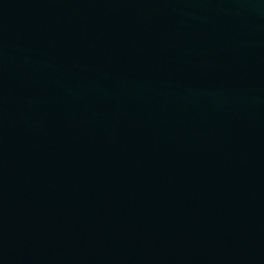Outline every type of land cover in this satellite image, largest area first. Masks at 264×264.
<instances>
[{
	"label": "water",
	"instance_id": "obj_1",
	"mask_svg": "<svg viewBox=\"0 0 264 264\" xmlns=\"http://www.w3.org/2000/svg\"><path fill=\"white\" fill-rule=\"evenodd\" d=\"M0 264H264V0H0Z\"/></svg>",
	"mask_w": 264,
	"mask_h": 264
}]
</instances>
